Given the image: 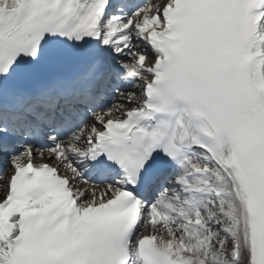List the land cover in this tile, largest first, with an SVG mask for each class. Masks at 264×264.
<instances>
[{
    "label": "snow or ice",
    "instance_id": "snow-or-ice-1",
    "mask_svg": "<svg viewBox=\"0 0 264 264\" xmlns=\"http://www.w3.org/2000/svg\"><path fill=\"white\" fill-rule=\"evenodd\" d=\"M0 264H264V0H0Z\"/></svg>",
    "mask_w": 264,
    "mask_h": 264
}]
</instances>
